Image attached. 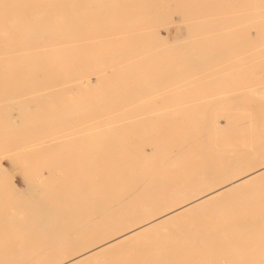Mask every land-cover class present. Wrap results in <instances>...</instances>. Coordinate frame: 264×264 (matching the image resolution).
I'll list each match as a JSON object with an SVG mask.
<instances>
[{"label": "bare ground", "instance_id": "1", "mask_svg": "<svg viewBox=\"0 0 264 264\" xmlns=\"http://www.w3.org/2000/svg\"><path fill=\"white\" fill-rule=\"evenodd\" d=\"M98 1L100 0H95V3L93 4H97ZM166 1L179 3L183 2L184 0ZM123 2L125 1L123 0ZM89 3L90 0H0V64L3 63V65L1 64V66H4L5 63H13L18 64L19 66H25L24 69L19 71L17 70L16 74L20 72L19 74H17L20 77H18L19 80L21 79V77L22 79L23 77H25V83L28 81V87L26 88L25 92L26 95L20 94L19 90H17L18 93H10V91L6 90L5 88L7 87V82H3L5 80V74L0 75V101L4 102V104H6L5 102L10 103L9 105H7L8 103L3 106L2 104L0 105L2 106L0 107V151L4 152V158L0 159V264H15L10 260H24L28 258L39 259L35 263L28 261L19 264H49L48 262H43V260L46 259V256L48 255H51L52 260H55V262L51 264H84L90 261L94 263L93 259L99 258L100 261L101 256L111 254L112 252L121 249L128 252L136 251L141 254H147L150 251L153 253V255H158L159 257L160 255H164L166 257L183 256L179 254L188 247L190 249H194L195 242L192 244L189 243L188 245L178 244L172 246L171 248H168L167 246L159 248V246H156L155 244L151 247L145 245L131 247V245L136 240L142 239L150 233H157V235H162L161 233L164 234V232H166V230L172 224L182 218H187L191 215L194 216L198 211L210 209L217 210L215 209L217 206H221L220 208H222V206L227 205L238 206L245 204L238 199L241 193L247 188H253L257 186L262 180H264V143H260V150L254 156L255 160L251 162L256 167H254L253 169L248 167V170H250L251 173H249L250 171H246L248 174L244 175L242 171L246 161H242L239 158L233 160L232 158L236 156L243 157L245 156V154H240L239 152L232 151L227 152L226 150H224L225 147L222 145L223 142H215V140H213L212 138L208 142L207 135L210 134L209 129L207 127L201 128L199 125L195 126L197 124L196 122H194L189 127L188 131L190 133L184 130L187 134L182 135L177 143L185 144L186 146L190 147V149L192 148L194 150H196L195 148L199 146L201 147V157H203L204 155L207 156L208 153L212 152L213 156H215V158H218V160L215 158L212 161H210V159L205 161L199 160L197 158V152H195L191 158V168L187 167L185 169L177 167L173 169L176 161L170 158L169 154L166 153V151L169 150V148L176 147V142H171L170 139L161 136L155 138L156 141H152V137H150V135H148L146 132V127L149 126L150 128H152V122L154 118L153 116H151V114H153L154 111L150 112L146 109V107L143 108L136 106L137 108H135L134 106L129 105L132 103H130V101L136 100L139 97L141 99L147 98L153 92H156V96H154L155 94H153L154 97H149V99H151L150 102L152 101L154 102V104H156V101H158L159 103V101L169 98L170 93L172 94L177 91H181V95L183 97L185 95H183V92L186 91L189 87H187V85L185 87L181 85V87L174 89V86L171 87V90L167 89V92H162V94H159L164 84L166 86V84L172 81L171 79L177 78V73L175 72L176 68L175 70H169L165 73L152 74L148 71L153 70L152 68H154L155 66L153 65L150 66V70L146 69L147 71L141 73V71L144 70V67L149 65L148 63L152 61L158 62L167 60L166 56L164 57L165 54L167 55L165 49H163L165 51V54L162 53L161 50L160 52L162 55L158 52L159 56L155 55V57H153L151 54L152 51L150 50V54L152 57H149V55L147 58L145 56H142L141 59L137 58L138 64H141V62H146L148 64L147 65L145 63V66H143L142 68L139 67L138 69V66L135 67V65H137V62L134 59H129L128 62H130V60L134 61H131L132 63H123L125 65H121L122 62H125L129 57H131L130 52H132V55L134 54V48L132 49V51H129L127 49L123 51L120 50L124 49V45L120 46L119 50H115L116 52L111 49L112 52H106V54H102L101 56L99 55L101 54L102 48L100 50H98V48L95 49L96 52H94L93 50L94 53H91V51H89L90 47L88 45L92 43L90 42V40L92 39L88 38V36H91V34L92 36L96 34L99 35L100 33H102V30H106L107 33V28L109 30L110 27L106 28L107 25L103 26V24L100 23L106 20L105 18H102L103 16L100 17L92 15V13L89 14ZM126 4L124 6L125 8L123 12H120L117 8L111 11V13H115H112V15H115L118 23L119 20L120 22H125L126 20L129 24H131L141 17L147 16V18L151 17L157 19L158 17L162 16V14L159 13L160 6L158 0H129L128 2H126ZM107 5L109 4L107 3ZM107 5L106 8L109 7ZM110 6L112 5L110 4ZM188 6L189 7H187L185 11H183L184 14L182 13L183 17L179 18V20L187 22L183 27V30L191 32V35L192 31H199L208 27H210V29H216L217 31V29H225L232 26V28H234V30L236 31V35H241L240 38L234 39V46H256L264 42V22L261 21L262 18H264V0H196L194 4H190ZM139 8L143 9L144 12H142ZM145 11H148V13ZM231 12H233V14ZM112 15L111 17H113ZM179 20L174 19V21L177 23H179ZM192 20L196 21L193 22ZM127 22H125L126 24L124 23V26H126V28H128ZM175 22L173 24H175ZM110 24L111 26L113 25L112 28L113 31H116L115 34L120 33L119 29L122 27L120 26L121 23L119 25L120 27L116 25L115 20ZM150 24V22L144 24V32L137 35L136 41L146 42L154 40V43L156 41H159L160 43H165L164 40L169 41L172 34V29L170 28V26L166 24L168 26L166 29L167 37L163 39V36L159 32V30L151 32L146 31L156 27L151 26ZM114 25L116 26V28H118V31L117 29L114 30ZM98 29L101 30L96 32V34L95 32H90L88 34V30L96 31ZM113 33L114 32H112V34ZM206 33H209V31ZM104 34L105 33H103V36ZM225 34L228 35V33ZM199 35H201V33ZM211 35L209 36L210 38ZM92 36L91 38H93ZM106 36H108V34ZM221 36L222 35L220 34V36L216 37L220 44L222 43V40H224ZM109 38H112V36ZM219 38L222 40L219 41ZM101 39L93 40V42L97 40L100 41ZM107 39H105L106 42ZM101 41L102 42H99V44H104L103 39ZM187 43H184V45ZM142 45L143 43L140 45V48L142 49L141 52L149 50L148 48L145 50L144 45V48L142 47ZM170 46H172V44ZM260 46H262V44ZM165 47L166 46H164V48ZM225 47L227 46L225 45ZM175 48H177V51L181 50V48H178L177 45L173 49H170V52L175 51ZM107 49L108 48L106 47L105 50ZM137 49H135V51ZM216 49H218V47ZM97 51H100L98 56L96 54ZM261 51L264 50L262 49ZM170 52L169 54L171 55ZM191 52V54L196 53V51L194 50H191ZM189 54L190 52L188 51V55ZM258 55H264V52ZM182 58L187 59L189 58V56H182ZM174 60H176V58ZM196 60H198V58H196L195 61ZM211 61L216 60L211 58ZM239 61L237 60L236 62L239 63ZM233 62L231 64L235 63ZM252 62L254 61H250L248 63L253 64ZM68 63H71V65L74 66L71 70L67 68ZM115 64L118 66H116ZM160 64H162L163 66V62H160L159 65ZM231 64L230 66H232ZM246 64L247 63L245 62V66ZM71 65L69 67H71ZM259 65L261 67V64ZM255 67L254 69H251L253 70L252 72H254ZM155 68L157 67L155 66ZM138 71L140 73H138ZM90 72H92V74L94 73L97 76V79L95 78L96 84L101 83V87L102 84H110V89H103L104 91L102 90V92L99 94L100 91L96 89V87L94 88V86L96 85L92 82L93 80L91 81L89 79L91 74ZM262 72H264V69L258 72V75L261 76L262 74H264ZM206 75H203L204 79L205 77L208 78ZM251 76H253V73ZM71 78H79V82H81L77 84V86L72 85V87H69V85H71L72 83L68 85L66 82ZM182 78L179 75V79L181 80ZM223 78H225L224 75ZM182 80L185 79L183 78ZM182 80L179 82H182ZM1 83H4L5 86L4 84L1 85ZM68 83H70V81H68ZM186 83L189 84L190 82ZM232 83L234 84V82ZM17 84L19 83H16V85ZM65 84L68 85L69 88H65ZM132 84H137L138 87L134 88ZM172 85H174V83H172ZM2 86L4 87L2 88ZM18 86L21 85H17L16 89H18ZM131 86L133 88H131ZM228 87L225 88H231ZM238 87L242 88L241 85ZM34 88H40V91L37 90L39 93H31V89ZM57 88L60 89L58 90ZM80 88L86 90L88 89V92L89 90L94 88L90 93L95 92L96 95L97 93L99 94L96 104L90 106L80 105L78 107L67 106V101L70 100V97L75 94L73 92ZM159 88L161 89L160 91H158ZM167 88L170 87L167 86ZM13 89H15V87ZM95 89L96 91H98L96 92ZM163 89L166 90V88L164 87ZM190 89L193 90L195 89V87ZM226 89L220 87V90ZM47 90L51 91L48 92ZM203 90L204 88L202 89V91ZM45 91H47V93ZM207 91L208 90H206V92ZM228 91L224 93L220 91L219 93H217V95H220L221 93V96H216L218 99L214 101H230L231 97L226 96L230 93ZM216 92L218 91L216 90ZM238 92L239 91H237V93ZM35 93L36 95H34ZM215 93L213 92L214 95H216ZM81 94L83 95V90ZM254 94L260 95L263 98L264 86L258 87L253 91V94L250 95L253 96ZM30 95H32L33 97H30ZM240 95L242 96V94ZM25 96H28V99ZM246 97L247 96H245L243 99H245ZM258 97L255 96V98ZM22 98H24L25 100ZM81 98L82 96L79 97V100ZM120 98L121 100L125 101V103L123 101L122 103L121 100L120 103L118 102V100L117 102L121 105H117L116 107L114 103L117 99ZM255 98L251 99L254 100ZM262 98L256 100L261 101ZM172 99L174 101L176 100V98ZM90 100H93L92 95ZM244 101L245 100H243V102ZM140 102L135 103L141 104V106H143L142 104H144V102H149V100L144 101L143 103ZM169 102L166 101V103H168L166 104L167 107L169 105ZM191 102H193V100ZM126 103L129 104L127 105ZM123 104L125 105L123 106ZM132 104L134 105V103ZM186 105L188 104L186 103ZM148 106H150V104H148ZM151 106L154 105L151 104ZM166 106L164 108H167ZM192 106L191 108L193 110V113L195 112L194 110L198 108H204L198 105H195L193 107ZM227 106L228 105H226V108ZM127 107L129 109L135 108L143 110H141L140 113H132L124 110V108L127 109ZM188 107L186 106V109ZM10 109L16 110L15 112H17V110H20V112H23L26 119L17 120L16 118L18 115L13 112L9 113L8 110ZM77 109L80 111H82L83 109L90 111H87V113L85 112L84 114L81 112L80 114H77ZM115 109L119 110L122 113H118L119 111ZM188 109L191 111L190 108ZM169 110H173V108H170ZM174 110L175 112H177L176 109ZM164 111V113L169 112L166 110ZM259 111L260 112L257 113L258 118L255 123V130L263 134L261 137L264 140V99L261 101ZM157 112L155 111V117L160 114L159 112L157 114ZM184 112L181 113L183 114ZM181 113L178 115L181 116ZM92 117H97V119H92ZM162 117H164V115ZM220 118L218 117L217 120L216 118H213L212 120L209 119L210 122H213L215 126L214 134H218L223 130ZM86 119L88 120L87 126L84 124L85 127L82 126L80 130L78 129V131L71 134L64 133L62 135H58L60 133L66 132L67 130H69V128L77 129L76 127L80 126V124H82V122H84ZM167 119L164 118V121L167 122H164V124H159V127H164L172 123ZM158 120L156 121L158 122ZM11 126H15V128H9ZM155 126L157 127L158 123L155 124ZM97 128L103 129H101L100 131ZM153 129H155V127L152 128V130ZM212 130L213 128L211 127V131ZM98 138L102 140L108 138L111 143L100 145V142H98V144L95 146V150L98 151L97 155H93L92 157L82 155L84 158L83 160L81 159V161H83L86 166L84 168L77 169L76 175L81 173L82 177L80 180H83L78 185L71 184L70 186L69 183H67L64 186L58 187L54 184L55 180L53 181L54 170L51 172L50 177H46L41 171H38L33 177V179L37 180V182L44 183L45 186H48V190L45 192V200L42 204L45 209H39V205H34L35 203L31 202L27 195H25V193L18 190L13 182H8L9 178L7 177L8 175L5 171V166L3 163L5 158L12 159V163H14V161H16V157L19 158L20 156L24 155H34L37 153L46 152L48 153L46 156L52 159L49 162L48 167H54L56 165L60 169H64V171L66 172L69 171V169L70 171H74L76 170V168L75 166H72V163L74 162L75 158L79 159L81 154H77V152L65 153L63 151L60 153H55V150L58 149L59 145H65V143L70 144L69 142H85L88 140L96 141ZM222 156H229V160L221 158ZM63 160H66L67 164L65 162H62ZM251 163H249L250 167H253ZM114 166L115 168H113ZM58 167L56 168V170L58 169ZM96 170L100 171V173H98V176H95L97 174L95 173ZM197 174H200L203 177H196ZM179 179L183 181V183H176V181ZM49 181H53L52 184H49ZM102 181L105 183V185L102 183ZM99 185H103V188L107 189L106 198H95L90 195V190L96 188ZM113 188L115 189V195L114 193H110V189L113 190ZM121 192L123 194H121ZM32 198L30 199L32 200ZM254 203L264 205V200L261 199V201L259 200V202ZM13 209H18L19 213H13ZM87 213L92 214L94 221H102L103 223L94 226L91 233L87 231L88 225L85 224V221L87 222V219L85 218V216H87ZM249 214L250 213H248V215ZM262 223L264 224V217L260 216L249 215L242 218L241 220L239 218H235L226 227L220 229V236L217 237L218 243L226 242L227 244L231 245V250L237 251L238 247L236 242L239 240H237L236 238H238L241 234H244L247 237L250 235L254 236L255 228L262 225ZM80 225L82 226V229L84 228V230H86L82 233H78L76 238L74 237L67 242L63 240V237L58 240V238L61 236H68L70 229L76 228V226ZM251 226H254L252 228L254 232L251 231ZM16 230H19L20 232L17 233ZM191 235L192 237L196 236V240L198 239V237L203 236L202 234L198 236L197 232H192ZM49 237H53L55 238V240L49 239ZM89 237L91 239L98 240V243L86 247L85 245L88 243L87 240ZM211 237L212 235L208 230L206 232L204 231V239H209ZM234 238L237 241H235ZM242 239L240 241L241 243ZM245 239H243V241ZM239 243L238 246L241 244ZM61 245L62 247L64 245L65 248H72L74 250L80 249L82 247L86 248L83 249L84 252L82 250L83 253H81L80 255L72 259H67L62 258V254L66 250L64 248H61ZM35 255H38L37 258L31 257ZM94 261L95 263H98V260L97 262L96 260ZM157 261L155 260L154 263H157ZM154 263L152 262V264ZM140 264L145 263L142 262ZM213 264H219L218 258H214Z\"/></svg>", "mask_w": 264, "mask_h": 264}, {"label": "rangeland", "instance_id": "2", "mask_svg": "<svg viewBox=\"0 0 264 264\" xmlns=\"http://www.w3.org/2000/svg\"><path fill=\"white\" fill-rule=\"evenodd\" d=\"M124 1L125 2H123V0H100V1L97 2V4L94 5L93 3H95V0H90V3L88 5V9L90 10L89 14L92 13V15H95V16H100V17L103 16L102 18L106 19L105 20L106 22L105 21L100 22L101 24H103V26L107 25L106 28L107 27L112 28L113 25L111 26L110 23L111 22L113 23L114 20H115L116 25L119 26L120 23H121L120 26L125 27V28L121 27L119 29L120 33H117V34H115L116 31H113V28L112 29L109 28V30L107 28V33H106V30L105 31L102 30V33L99 34L101 37L96 34V32H98L101 29H98L96 31L88 30L89 31V32L87 31L88 34L90 32L91 33L95 32V34H96V35H94L95 37L92 36V34H91V36L93 38H91L90 35L88 36V38L92 39V40H90V42H92V43H90V45H88L90 47L89 51H91V53H94V52H96L95 49L99 48L98 50H100L102 48L101 49V54L99 55V56H101L102 54H106V52L111 51V49L114 50V52H116L117 50H119L120 46H124V45H125L124 49H120V50L123 51V50L127 49L129 51H132V49L134 48L133 49L134 50V52H133L134 54L132 55V52H130L131 57H129L128 60H126L125 62L121 63V65H125V64L130 63L131 61H133V60H130V62H128L129 59H134L137 62V60L141 59L142 56H145L146 58L149 55H150L149 57H152V56L155 57V55L159 56V54H161V52L162 53L165 52L163 50V49H165L167 55L164 53L165 54L164 57L166 56L168 61L167 60H162V61H158V62L152 61V62L148 63L149 65L145 62L148 66L144 67V70H142L141 73L147 71L148 69L150 70V66H153V65H155L157 68H155V66H154V68L151 67L153 70L148 71V72L149 73L151 72L152 74H161V73L168 72L169 70H175V68H176L175 72L177 73V78L178 79L177 78H173L171 80L173 81V80L177 79L178 81L177 80H176L177 82L176 81H173V82L171 81L168 84H166V86L164 84L162 86V88L160 86V88L163 91L159 88L158 91L161 90V92H159V94L160 93L162 94V92L163 93L167 92L168 91L167 89L171 90L172 89L171 87H174V86H175L174 89L178 88V87H181V85L184 86V87L187 85V87H189V88H187L186 91L183 92V95L185 94L183 97L181 95L182 94L181 91H179L180 93L178 91L175 92V93H172V94L170 93L169 94V98H166V99H169V100H166V99L165 100H161V101H159L160 104L156 100H155L156 104H154V102H152V101L150 102L151 99H149V97L153 98L154 96H156V94H155L156 92L151 93L150 96L148 95L149 97H147V98L141 99L139 97L136 100L130 101V103L132 102V103H134V105L131 103L129 106L132 105L135 108H137V107H143V108L146 107V109L148 111H150V112L154 111L153 114H151V116H153V118H154V120L152 122L153 123L152 128L155 127V129L152 130V128H150L149 126L146 127V132H147L148 135H150V137H152V141H156L155 138H157L158 136H161V137H166V138L170 139L171 142H176V144H175L176 147L169 148V150L166 151V153L169 154V157L176 161V164L173 167V169L177 168V167L185 168V169L187 167L191 168L192 167L191 158H192V155L195 152H197V158L199 160H204L205 161V160L210 159V161H212L215 158V156H213L212 152L208 153L207 156L204 155L203 157H201L202 156V154L200 152L201 151V147L198 146V147L195 148L196 150H194L192 148L190 149V147L186 146L185 144L177 143L182 135L187 134L186 132L190 133L188 131L189 127L194 122H196L197 124L195 126L199 125L201 128H204V127L206 128L207 127L209 129L210 134L207 135L208 142L212 138L213 140H215V142L216 141L223 142L222 145L225 147L224 150H226L227 152L228 151H232V152H239L240 154H245V156H243V157L242 156H236V157H233L232 159L234 160V159H238L239 158L242 161H246V163H245L246 166L244 165L242 173L244 175L248 174L247 172L250 171V170H248L249 168L253 169L254 167H256L251 162L255 160L254 156L260 150V148H259L260 143L261 144L264 143V140L261 137L263 134L261 132H258L257 130H255V123H256V120L258 118L257 117V113L260 112L259 111V106L261 104V101L264 99V97L262 98V96L255 95V94L253 96L250 95V94H253V91L255 89H257L258 87L264 86V74H262L264 72L261 73L262 74L261 76L258 75V72H260L261 70L264 69V55H258V54H261V53L264 52V51H261L262 49L264 50V42H262V43H260L259 45H256V46H248V47H241L240 46V47H236V46H234V44H235L234 39L235 38H240L241 35L240 34H239V36L236 35V31L234 30V28H232V26H230L229 28H225V29H217V31H216V29H210V27H208L209 29L205 28V29H202V30H199V31H192V35H191V32H187V31L183 30V27L186 25L187 22L180 21L179 18L183 17L182 13L184 14L183 11H185V9L187 7H189L188 5L194 4V2L196 0H184L183 2H179V3H177V2L176 3L175 2H173V3L172 2H167L166 0L165 1L164 0H158L159 6H160L159 13L162 14L161 17H158L157 19L156 18H151V17L147 18V16L146 17H141V18L137 19L134 22L131 21L132 22L131 24H129L125 20V22L128 23L127 24L128 28H126V26H124L126 23L124 21H122V20H121L122 22H120V20H119V23H118L117 20H116L115 15H112L113 12L111 13V11H113V9L115 10L116 8L120 12H123V10L125 8L124 7L125 4L129 0H124ZM104 2H106V3H104ZM107 3L109 5H107ZM167 3H168V5H167ZM110 4L112 6H110ZM106 5L109 6V7L106 8ZM140 10L142 12H144L143 9H140ZM173 11H174V13H173ZM230 11H232V10H230ZM230 11H228V12H230ZM145 12L148 13V11H145ZM231 13L233 14V12H231ZM113 14H115V13H113ZM234 14H235V12H234ZM111 15L113 17H111ZM164 15H165V17H164ZM107 17H109L110 19L107 18ZM174 19H178L179 23L175 22ZM263 19L264 18H262V20L261 19L260 20L264 22ZM192 21L195 22L196 20H192ZM148 22L151 23L150 24L151 26H156V27L153 28V29L146 30V31L151 32V31L159 30V32L163 36V39H165V37H167L166 36L167 35V30L166 29H167L168 26H170V28L172 29V34H171V37H170L169 41L164 40L165 43H163V42L160 43L159 41H156L155 42L156 44L154 43V40H150L151 42L150 41H146V40H145L146 42L136 41L137 40V35L139 33H143L144 32L143 31L144 27H145L144 24L148 23ZM158 22H161V23H158ZM174 22H175V24H173ZM109 24H110V26H109ZM161 24H164V25H161ZM116 29L118 31V28H116V26H115L114 30H116ZM177 29H179V30H177ZM205 30H207V31H205ZM122 31H123V33H122ZM208 31H209V33H206ZM108 32H110V33H108ZM112 32H114V33L112 34ZM103 33H105L104 36H103ZM200 33H201V35H199ZM225 33H228V35L225 34ZM107 34H108V36H106ZM181 34H182V36H181ZM209 34L211 35V38L209 37L210 36ZM220 34L222 35L221 37H223L222 39H224V40H222V39H220L221 37L219 38V41L222 40L221 44L216 39V37L220 36ZM111 36H112V38H109ZM197 36L200 37V38H198ZM101 38L103 39V43H104V44L101 43L102 45L99 44V42H102ZM104 38L105 39L108 38L110 41L107 39V42H106ZM175 38H177V39H175ZM206 38H208V39H206ZM96 39H101V40L100 41L97 40V41L93 42V40H96ZM207 40H209V41H207ZM113 41H114V43H113ZM182 41H183V43H182ZM110 42L113 43V44H111ZM152 42H153V44H152ZM215 42H216V44H215ZM94 43H96V44H94ZM142 43H143L145 48L143 47V45H142V47L145 50L147 48L149 50L141 52L142 49L140 48L141 47L140 45ZM146 43H149V44H152V45H149V44H146ZM184 43H187V44L184 45ZM209 43H210V45H209ZM212 43L215 44V45H213ZM128 44H129V46H128ZM171 44H172V46H170ZM261 44H262V46H260ZM131 45H132V47H131ZM136 45H138V46H136ZM167 45H168V47H167ZM174 45L175 46L178 45V48H181V50L177 51V48H175V51H171L170 52V49H173L175 47ZM225 45L227 47H225ZM164 46H166V47L164 48ZM216 46L218 47V49H216L217 48ZM106 47L109 49V50L107 49L108 51L105 50ZM155 47H156V49H155ZM210 47H212L213 49L210 48ZM135 49H137V50L135 51ZM93 50H94V52H93ZM160 50H161V52H160ZM168 50L171 53V55L169 54ZM191 50L196 51V53L191 54L192 53ZM223 50H224V52H223ZM188 51L190 52L189 55H188ZM150 52H151L152 56H151ZM158 52H159V54H158ZM228 52H229V54H228ZM99 53H100V51H97V53H96L97 56H98ZM217 53H218V57H217ZM133 56H135V57H133ZM182 56H189V58L184 59V58H182ZM242 57H243V59H242ZM173 58L174 59L176 58V60H174ZM196 58H198V60L195 61ZM200 58H202V59H200ZM211 58H213L216 61H211ZM240 58H241V60H240ZM179 59H181V60H179ZM258 59H260V60H258ZM221 60H222V63H221ZM235 60L236 61L240 60V61L238 63ZM247 61L248 62L254 61V62H252L253 64H251V63H248ZM259 61H261V62H259ZM160 62L161 63L163 62V66H162V64H160L161 66L159 65ZM232 62L234 64H231ZM245 62L247 63L246 66H245ZM123 63H125V64H123ZM145 63L141 62V64H138V62H137V65H135V67L138 66L137 69L139 67L142 68L143 66H145ZM156 63H158V64H156ZM1 64L3 65V63H1ZM1 64H0V69H1L0 70V72H1L0 75L5 74V76H4L5 80L3 82H5V83L7 82V84H6L7 87H5L6 90H9L10 93H14V92L18 93L17 90H19L20 94L26 95L25 92H26V88L28 87L27 86L28 85V83H27L28 81L26 80L27 82L25 83V81H24L25 77H23V79L21 77V79L19 80L20 77L17 74H19L20 72H18L16 74L17 70L18 71L22 70V69L25 68V66H19L18 64H13V63H8V64L5 63L4 66H1ZM213 64H214L215 67L213 66ZM230 64L232 66H230ZM239 64L241 65V67H240ZM259 64H261V67H260ZM70 65H71V63H68L67 68L69 70H71L72 67H74L72 65H71V67H69ZM116 66H118V65H116ZM204 66H206V67H204ZM253 66L254 67L257 66V67H255V70H256L257 73L254 70L255 74H254V72H252L253 70H251V69H254ZM202 67H203V69H202ZM114 68H115V66H114ZM197 68H200V69H197ZM90 73L91 74H90V78L89 79L91 81L93 80L92 82L96 85V86H94V88L96 87V89H98L100 91L99 94L102 92L103 89L104 90L108 89V88L110 89V86H111L110 84L107 85V83H105V85L107 87L104 84H102V87H101L100 86L101 83L96 84L97 76L94 73L92 74V72H90ZM138 73H140V72L138 71ZM186 73L189 74V75H187ZM200 73H202V74H200ZM206 73H207V75H206ZM252 73H253V76H251ZM204 74L208 78H206L204 76L205 77V79H204L203 78ZM249 74H250V76H249ZM179 75H180L181 78L183 76V78L185 80H182L183 79L182 78L181 79L182 82H179V81H181L179 79ZM223 75H224V77L226 79L223 78ZM256 75H258V76H256ZM13 78H14V83H13ZM255 78H256V80H255ZM79 80H80L79 78H71V79L67 80L66 83L68 85L72 83L71 85H69V87H72V85L73 86L74 85L77 86V84H79L81 82V81L79 82ZM20 81H21V83H20ZM23 81H24V83H23ZM68 81H70V83H68ZM185 81L186 82H190V83L188 84ZM191 81H192V83H191ZM232 82H234V84ZM16 83H19L17 85H21L22 87L18 86V89H16L17 88ZM73 83H75V84H73ZM172 83H174V85H172ZM176 83H178V84H176ZM229 83H232V84H229ZM235 83L237 84V86H236ZM3 84L1 83V85H3ZM24 84H26V85H24ZM12 85L15 87L16 90L13 89L14 87ZM68 85L65 84L64 87L66 86L65 88H69ZM132 85L134 86V88L138 87L137 84H132ZM222 85H224V86L226 85L225 86L226 88L228 86H230L231 88L230 87H228V88H230L231 90L230 89H226ZM240 85L242 86V88L238 87ZM4 86H5V84H4ZM4 86H2V88ZM8 86H11V87H8ZM167 86H169L170 88H167ZM196 86H199V87H196ZM253 86H255L256 88L253 87ZM163 87L166 88V90L163 89ZM194 87H195L196 91L198 90L197 92L195 91V89H193V90L190 89V88H194ZM220 87L223 88V89H226L227 91L229 90L228 92H230V93L227 94L226 96L227 97L228 96L231 97L230 101H228V102L227 101H221V102L220 101H214V100L218 99L216 96H218L219 94L217 95V93H219L220 91L223 92V93L227 92L226 90H220ZM244 87L245 88L247 87L246 88L247 90ZM94 88H92V89H94ZM131 88H133V87L131 86ZM203 88H204L205 92H204V90L202 91ZM57 89L59 90L60 88H57ZM96 89H95V91H96ZM189 89H190V91H189ZM32 90H34V91H32ZM37 90L40 91V88L39 89H36V88L31 89L30 92L31 93L32 92H38ZM51 90H47V91L50 92ZM82 90H83V95L81 94ZM87 90L83 89V88H80V89H77L76 91H74L73 93H75V94L72 95V97H70L71 99L67 101L66 105L67 106H72V107L73 106L74 107H78L80 105H88V106H90V105L96 104L97 98L99 97V94L97 93V95H96L95 92L92 91L93 93H90L91 90H89V92ZM206 90H208V91L206 92ZM216 90L218 92H216ZM248 90H250L251 92L248 91ZM47 91H45V92L47 93ZM237 91H239V92L237 93ZM118 92H120V91H118ZM121 92H122V90H121ZM188 92H189V94H188ZM192 92H194V93H192ZM213 92L214 93L216 92L215 93L216 95H214ZM248 92H249V94H248ZM85 93H86V97L87 98L85 97ZM119 94H122V93H119ZM153 94H155V95L153 96ZM159 94H157V95H159ZM179 94L181 95L183 100L181 99ZM240 94H242V96ZM32 95H30V97ZM34 95H36V93ZM37 95H40V94H37ZM80 95L82 96V98H81L82 100L81 99L79 100V97H81ZM91 95L93 96V100H90ZM186 95H188V96H186ZM213 95H214V97H213ZM83 96H84V100H83ZM89 96H90V98H89ZM208 96H210V97H208ZM219 96H221V93H220ZM222 96H224V95H222ZM243 96L244 97L247 96L246 97L247 100H246V98L243 99L244 98ZM248 96H249V98H248ZM255 96H257V97L259 96V97L255 98ZM25 97H27V99H28V96H25ZM241 97H243V98H241ZM24 98H22V99H24ZM172 98H174V99L176 98V100L174 101ZM184 98H186L188 100H186ZM195 98L196 99L198 98V99L196 100ZM239 98L241 100L242 99L245 100L246 102L245 101L243 102V100L241 102V100ZM251 98H255V99L252 100ZM259 98H262V100L258 101ZM144 99H147V100H144ZM189 99H191V100H189ZM256 99H258V100H256ZM65 100H66V98H65ZM120 100H121V98L117 99L115 101L114 105H116V107H117V105L118 106L121 105V104L118 103V102H120ZM141 100H144V101H148L149 100L150 103L146 102L147 103L146 104L144 101H141ZM192 100H193L194 104H193V102H191ZM122 101L123 100H121V102ZM166 101L167 102L171 101V102H169L168 107L166 106V104H168V103H166ZM185 101H186V103L188 105H186ZM123 102L125 103V101H123ZM135 102H140V103L144 102L145 106H144V104H142L143 106H141V104H138V103H135ZM178 102H180V103H178ZM5 103L7 104L8 102H5ZM161 103H163V104H161ZM183 103H185V104H183ZM190 103H192L193 106H195V105L197 106L198 105V106H200V107L202 106L204 108H198V109L194 110L195 111L194 112L195 114H194L193 110L191 108L192 104H190ZM1 104H2V106L6 105V104H4V102L0 101V105ZM9 104L10 103H8L7 105H9ZM126 104L128 105L129 103H126ZM148 104H150V106H148ZM151 104L154 105V106H151ZM223 104H225V105H223ZM124 105L125 104H123V106ZM222 105H223V107H222ZM226 105H228L227 108H226ZM2 106H0V107H2ZM165 106L167 108H169V109L170 108L171 109L173 108V110L176 109L177 112H175V110L173 111V110H169L167 108H164ZM186 106L187 107L190 106L188 108H190L191 111L188 108L186 109ZM208 106H209V108H208ZM135 108H132V109L130 108L129 109L127 107V109L124 108V110L125 111L127 110L128 112H132V113H140L141 110H143V109H135ZM181 108H183L184 110L181 109ZM11 110L12 109L8 110V112L9 113L13 112V113L17 114L18 115L17 118H16L17 120L26 119V117L24 116L23 112H20V110H17V112H15L16 110H12V111ZM83 110L80 111V110L77 109L76 113L80 114V112H81V113L84 114L85 112L87 113V111H90V110H85V109H83ZM115 110H117V109H115ZM124 110H123V112H124ZM164 110L169 111V112L164 113L165 112ZM117 111H119V110H117ZM155 111L156 112L158 111L160 113L159 115H157L158 119L160 118L159 119L160 121L157 119V117H155V115H156ZM158 112H157V114H158ZM181 112H184V113L182 114ZM118 113H122V112L119 111ZM180 113H181V116L178 115ZM215 113H217V114H215ZM249 113H250V118H249ZM163 115H164V117H162ZM214 115H215V117H214ZM176 116H178V117H176ZM218 117L219 118L221 117L220 118V122H221V124L223 126V130L221 132H219L218 134H214L215 126H214L213 122H210V120H212L213 118H216V120H217ZM164 118L165 119L169 118L167 120H170L172 123L170 125H166L164 127H159V124H161V123L164 124V122H167V121H164ZM92 119L96 120L97 117H92ZM156 120H158V122ZM85 121L82 122V124H80L81 127L78 126L79 128L76 127L77 129L69 128V130H67L66 132L60 133L58 135H62L64 133H66V134L70 133L71 134L73 132L78 131V129L80 130L82 128V126H84V127H85V125L87 126L88 120L86 119ZM157 123H158V126L156 127L155 124H157ZM223 123H224V125H223ZM208 124L213 128L212 131H211V127ZM249 125H250V129L253 128L252 130L249 129ZM28 127H30V126H28ZM9 128H15V126H13V127L11 126ZM139 128H140V126H139ZM184 128H186V129H184ZM97 129L101 131V129H103V128H101V129L97 128ZM98 142H100L99 143L100 145H106V144L111 143V141L108 140V138H106L104 140L98 138L96 141H89V140L85 141V142L84 141L83 142H79V141L77 142L76 141V142H69L70 144L65 143L66 146L65 145H59L58 146V149L55 150V153H60V152L63 151L65 153H68V152L76 153L77 152V154H81L79 159L75 158L74 162L72 163V166H75V168H76V170H74V171H70V169H69V171L66 172V171H64V169H60L56 165L54 167H48L49 166V162L52 159L50 157L46 156L48 154L46 152L45 153H37V154H34V155H24V153H25V150H24V153H23L24 156H20L21 159H20V157L19 158L16 157V159H15L16 161H14V163H12V159L5 158L3 163H4V166H5V171L7 172V175H8L7 177L9 178L8 182L9 181L13 182L18 190H20L23 193H25V195H27L29 200L31 202L35 203L34 205H39V207H38L39 209H41V208L45 209V207L42 206V204H43V202L45 200V196H46L45 192L48 190V186H45L44 183L37 182V180L33 179V177L36 175V173L38 171H41L46 177H50L51 172L54 170V179H53V181L55 180L54 184L57 185L58 187L59 186H64L67 183H69L70 186H71V184L72 185H78L83 180H80L81 177H82L81 173L76 175L77 169L84 168L86 166V164L83 161H81V159L83 160V158H84L83 156L92 157L93 155H97L98 151L95 150V146L98 144ZM63 146H65V147H63ZM70 149H71V151H70ZM47 152H49V151H47ZM3 153H4L3 151H0V159L4 158V154ZM221 158L229 160V156H222ZM215 159L218 160V158H215ZM62 162H65L67 164L66 160H63ZM249 163H251V165L253 167H250ZM57 167H58V169L56 170ZM49 168H51V169H49ZM113 168H115V166ZM95 173H97L95 176H98V173H100V171L96 170ZM249 173H251V171ZM101 174H102V172H101ZM196 177H203V176L200 175V174H197ZM53 181H49L48 183L52 184ZM102 183L105 185V183L103 181H102ZM176 183L181 184V183H183V181H181L179 179V180L176 181ZM90 191H91L90 195L95 197V198H106V196H107V189H104L103 185H99V186H97L96 188H94V189H92ZM29 193H30V195H29ZM110 193L111 194L114 193V195H115V189L114 188H113V190L110 189ZM31 194H32L33 198L31 197ZM121 194H123V193L121 192ZM30 198H32V200ZM238 199L240 201L244 202L245 204L238 205V206L227 205V206H222V208H220L221 206H217L216 208L214 207L217 210H214V209L211 210L210 209V210L198 211V212L195 213L194 216L191 215V216H189L187 218H182V219L178 220L177 222H175L174 224H172L166 230V232H164V234L161 233L162 235H157V233H150V234L146 235L145 237H143L142 239L136 240L131 245V247L132 246L137 247V246H141V245L142 246L145 245V246L151 247V246H153L155 244L156 246H159V248H161L163 246H167L168 248H171L174 245H178V244L188 245L189 243L192 244V243L195 242L194 243V246H195L194 249H190L188 247L187 249H185L183 252H181L179 254V255H183V256H179L178 255L179 257H166L164 255H160V257H159L158 255H153V253L150 252V251L147 254H141V253H138L136 251L128 252V251H124V250L121 249V250H117L115 252H112L111 254H108V255H105V256H101L100 257V261H99V258L93 259V262L95 263L94 260H96V262L98 260V263H95V264H107V263L108 264H140L142 262H144L145 264H152V262L154 263V261L155 260L157 261V258H158L157 263H154V264H161V263L162 264H213L214 258L215 259L218 258L219 264H264V224L263 223L259 227L255 228L254 236L250 235V236L247 237L244 234H241V235H239L238 238H236L239 241H237L234 238L235 241H237L236 242L237 243V247H238L237 251L231 250L232 249L231 245L227 244L226 242L218 243L217 237L220 236V233H219L220 229H222L223 227H226L233 219L239 218L241 220L242 218H244L246 216H249V215L264 217V205L263 204H259V203H254V202H259V200L261 201V199L264 200V180H262L257 186H255L253 188H247L245 191H243L241 193V195L239 196ZM29 208H30V206H29ZM247 211H248V213H250L249 215H248ZM12 212L13 213H19L18 209H13ZM85 218L87 219V222L85 221V224L88 225L87 231L90 232V233L93 231L92 229H93L94 226H96L97 224H100V223L103 224L102 221H96V220L94 221L91 213H87V216H85ZM71 225H72V223H71ZM253 227L254 226H251V231L254 232V230L252 229ZM85 230H84V228L82 229L81 225L80 226H76V228L70 229V231L68 233V236H61V237L58 238V240L63 237V240H65L67 242V241L73 239L74 237L76 238L78 233H82ZM207 230L211 233L212 237L209 238V239H204V231L206 232ZM16 232L18 233L20 231L16 230ZM192 232H197L198 236L200 234H202L203 236L202 237H198V239H197L198 241H197L195 239V238H197L196 236L192 237V235H191ZM43 237H41V238H43ZM240 238L241 239L242 238L243 239L246 238V239L244 241L242 239V243H241L240 242L241 241ZM49 239H54L55 240V238H53V237H49ZM87 241H88V243L85 245L86 247L98 243V240L91 239L90 237L88 238ZM245 242H248V243H245ZM238 243L240 244L239 246H238ZM60 247L64 248L66 250L62 254V258H67V259H72V258L80 255L81 253L84 252L83 249L86 248V247H82L80 249L74 250L72 248H65L64 245H63V247H62V245ZM82 250H83V252H82ZM237 254H238V256H237ZM37 256L38 255L31 256V257L37 258ZM38 259L28 258V259H24V260H10V261L12 263H15V264L16 263L19 264V263H22V262H28V261L35 263V262H37ZM141 260H142V262H141ZM43 262H48L49 264H51V263L55 262V260H52L51 255H48V256H46V259L43 260ZM94 263H92V261H90V262L84 263V264H94Z\"/></svg>", "mask_w": 264, "mask_h": 264}]
</instances>
